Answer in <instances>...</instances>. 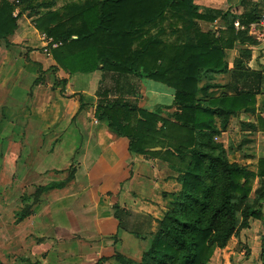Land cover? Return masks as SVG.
I'll list each match as a JSON object with an SVG mask.
<instances>
[{"label": "trees", "instance_id": "trees-1", "mask_svg": "<svg viewBox=\"0 0 264 264\" xmlns=\"http://www.w3.org/2000/svg\"><path fill=\"white\" fill-rule=\"evenodd\" d=\"M53 5V0H0V41L11 44L8 38L28 9L34 27L50 39L47 50L56 65L49 70L54 74L60 66L70 73L101 71L111 84L94 91L96 120L106 121L110 130L126 137L131 153L149 154L177 172L179 188L156 220L150 240L143 237L149 243L140 259L118 253L115 259L119 264H207L216 248L224 247L239 228L262 215V181L254 197L251 192L254 179L264 177V157L251 170L230 161L217 140L231 118L256 113L261 72L247 67L248 49H240L231 66L224 60V50L236 43H260L248 33L257 9L236 16L199 6L194 0H70L60 7ZM219 15L228 21L224 29L202 31L196 22ZM236 19L242 28L235 29ZM230 70L224 87L232 93L214 96L213 88L221 87L216 75ZM44 72L34 85L43 83ZM134 79L172 87L174 111L165 117L158 109L136 107L128 99L137 92ZM65 82L58 79L55 84ZM255 117L256 124L239 122L241 129L264 132V118L257 113ZM136 121L157 135L138 131ZM155 121L160 122L158 129ZM46 188H37L34 203ZM113 208L119 229H127L126 218L132 213L116 203ZM20 214L23 218L28 211ZM261 259L264 264V239Z\"/></svg>", "mask_w": 264, "mask_h": 264}, {"label": "crops", "instance_id": "crops-1", "mask_svg": "<svg viewBox=\"0 0 264 264\" xmlns=\"http://www.w3.org/2000/svg\"><path fill=\"white\" fill-rule=\"evenodd\" d=\"M194 1L199 6L236 16L251 8L259 11L262 2ZM22 19L15 33L8 38L11 44L6 49L14 51L19 43L33 48L43 47L44 42L38 30L29 23L28 18ZM196 22L202 31H215L218 28L224 29L228 21L219 15L212 21ZM233 23L235 29L242 28L237 19ZM240 49L249 50L247 67L262 74L261 92L256 96V113L264 118V44L236 43L234 48L225 49L224 60L229 66ZM30 54L32 59L37 56L34 52ZM47 55L44 58L38 57L43 71L56 65L52 59L50 62L51 56ZM56 73V78L66 80L64 85L60 83L59 86H53L48 80L34 85L33 76L28 84L31 96L25 115L27 140L34 144L36 137H41L44 140L40 144H44L46 139L50 143L46 148L30 147L29 144L25 150L27 154L32 153L31 160L27 158L28 166L30 161L33 165L32 175L41 178L40 186L49 185L39 194L33 217L38 221L41 233H52L54 240L73 249L67 251L63 247L66 251L64 255H80L75 264H95L101 258H104L102 264H119L115 259L116 253L131 257V243L137 246L140 242L145 244L147 239L143 237L147 229L153 232V228H156V220L161 219L172 200V193L179 188L177 172L156 157L131 153L126 137L118 136L110 130L106 121L96 120L92 107L96 101L94 89L98 71L70 73L57 66ZM146 80L148 84L169 93L166 103L173 105L172 87L151 79ZM215 82H219L221 87L213 88L214 96L232 93L224 87L228 81ZM80 103L85 104V107L79 108ZM225 133H228L227 129L221 133L222 141L223 136L227 135ZM115 203L132 213L126 218L127 229H119L118 220L114 216ZM134 232L143 236L139 237ZM78 248L80 251L76 250ZM62 252L59 250L58 255L61 256Z\"/></svg>", "mask_w": 264, "mask_h": 264}, {"label": "rangeland", "instance_id": "rangeland-1", "mask_svg": "<svg viewBox=\"0 0 264 264\" xmlns=\"http://www.w3.org/2000/svg\"><path fill=\"white\" fill-rule=\"evenodd\" d=\"M49 1L47 0V2ZM67 1L70 0H53V6L60 7ZM237 1L239 2V0ZM17 11L18 8L15 9V13ZM23 17L28 18L29 23L33 26V16L29 15L28 9L18 18V25L23 21ZM38 32L44 42L43 47L40 48L23 46L19 43L18 47L11 51L6 49L8 46L4 41H0V264H75L80 257L79 254L76 256L64 255L63 253L66 251L63 250V247L67 251H73V249L54 240L52 233H41L39 223L33 217L35 203L32 197L40 187L41 178L32 175L33 165L30 161L28 166L27 161V158L31 160L32 153L27 154L25 150L29 144L30 147L43 146L46 148L50 146L47 139L44 144H40L44 139L36 137L33 144L26 137V106L31 96L28 84L32 76L33 79L37 78L42 70V64L38 57L48 56L46 53L48 39H46L45 33ZM41 40L39 39V41ZM33 52L37 56L32 59L30 53ZM51 59L50 57V62L53 60ZM230 74L231 70L226 73V77L218 76L216 80L229 81ZM41 75L44 81L48 80L53 86L60 85V83L55 84L58 80L56 72L53 74L48 70ZM97 79L96 89L99 86L111 84L109 79H103L101 71H98ZM134 84L137 86V92L134 96L130 95L128 99L136 107L152 111L158 109L159 114L165 117L174 111V106L166 103L169 93L166 94L164 90L148 84L147 80L134 79ZM255 114L241 113L231 118L227 127L228 133L223 136L224 141L220 138L222 134L217 137V140L222 141L227 149L230 161L246 165L251 170H256L257 160L264 157V132L249 127L241 129L239 122L256 124ZM154 124L157 129L160 127V122L155 121ZM136 126L138 131L146 133L147 136L157 135L156 133L152 134L148 128L137 121ZM40 140L41 142H39ZM37 161L39 162V159ZM38 170L41 171V169ZM55 175L53 177H59ZM261 181L264 184V177L254 179L251 197H254L255 190ZM21 210L28 211V214L23 218H21ZM261 211L260 219H250L248 227L239 228L224 247L216 248L207 264H262L264 201ZM146 219L151 221L149 217ZM149 226L151 224L148 225V228ZM153 229L155 231L156 228ZM150 233H152L151 230L147 229L145 237L148 241L151 238ZM148 241L146 240L145 244L140 242L138 246L131 243L129 249L131 257L129 258H137L138 261L142 251L148 245ZM59 250L63 251L61 256L58 255ZM76 250L80 251L79 248Z\"/></svg>", "mask_w": 264, "mask_h": 264}, {"label": "built area", "instance_id": "built-area-1", "mask_svg": "<svg viewBox=\"0 0 264 264\" xmlns=\"http://www.w3.org/2000/svg\"><path fill=\"white\" fill-rule=\"evenodd\" d=\"M261 1L258 17L255 21L249 24L248 33L264 44V0ZM49 42L50 39H48V43ZM46 53L48 54V50H46Z\"/></svg>", "mask_w": 264, "mask_h": 264}]
</instances>
